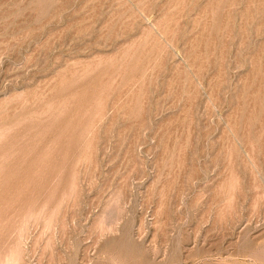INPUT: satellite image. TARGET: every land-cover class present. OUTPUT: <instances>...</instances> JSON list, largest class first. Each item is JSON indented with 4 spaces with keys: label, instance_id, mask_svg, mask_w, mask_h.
<instances>
[{
    "label": "rangeland",
    "instance_id": "obj_1",
    "mask_svg": "<svg viewBox=\"0 0 264 264\" xmlns=\"http://www.w3.org/2000/svg\"><path fill=\"white\" fill-rule=\"evenodd\" d=\"M0 264H264V0H0Z\"/></svg>",
    "mask_w": 264,
    "mask_h": 264
}]
</instances>
